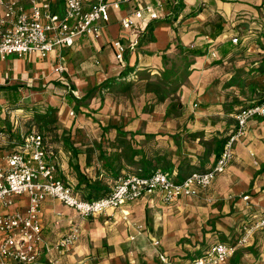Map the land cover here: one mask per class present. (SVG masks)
Instances as JSON below:
<instances>
[{"label": "crops", "instance_id": "obj_1", "mask_svg": "<svg viewBox=\"0 0 264 264\" xmlns=\"http://www.w3.org/2000/svg\"><path fill=\"white\" fill-rule=\"evenodd\" d=\"M0 1H21L25 5L27 4L24 0ZM175 1L177 3L176 5L173 4ZM246 1L247 0H168V11L171 10V14L165 19L154 21L160 23L152 34L156 41L153 43L140 42V46H138L135 52L126 54L125 64H119L114 57L115 51L112 43L119 39L122 32L121 20L130 16L136 8L134 4L123 6L121 10L112 12L110 25L105 29L101 39L97 42L89 37L83 38L71 48L58 49L55 53L45 58V60L39 56H24L22 59L15 57L13 62L7 59L4 62L0 61V89L18 88V92L15 93L10 91L9 93L12 97L17 94L18 101L22 102L23 99H25L24 97H26L24 92L30 91V87H32L28 85L26 89L24 86L25 83H30V80L33 82L34 87H38L37 90L35 88V90L30 91L32 94H39V91H44L45 88H54L56 91V82H59L62 86L68 88L71 85H75V91L79 95L78 98H84V101H86L89 91H91V88L93 89L96 84L101 85L108 79L121 75L128 67L135 69V73L145 70L144 68L153 67L154 63H159L161 55H166L172 48L177 46L176 43L178 46L192 48L197 51L201 50L202 52L204 51L206 54L203 55V57H196L191 68L193 73L188 82L183 85L180 90L183 104L181 116L187 119L189 118L190 120V123L182 129V132L197 133L196 138L192 137L186 142L183 140V142L180 140L176 141L175 138L171 137V139H174L176 142V150L173 152L174 155L171 162H167L168 158L164 157L166 158L167 165L160 166L162 170L160 168L159 170L164 171L171 178L175 176V180H177V177H180V175L186 174L189 170H191L192 173L206 172L210 170L217 161L216 153H214L217 145L221 143L222 139L228 138V135L235 131L237 127V121L235 119L236 114L243 108L254 106L256 100L264 97V92H261L262 90L259 91L263 94H256L257 88L254 81L250 82V76H247L243 85L246 89H255V94L252 92L253 96L247 99L251 102L250 104L248 103L247 106L238 105L236 101L237 98H241V96L235 92L234 87H237V85L232 84L234 83L233 79L235 75L234 73L229 75V73H231L230 68H227L229 71V73H227L229 79L226 85V90L229 92L224 95V98L221 93L218 94L208 87L210 78L218 74L220 68H224L225 71L222 72V74H226V67L228 66L227 59L234 54L233 51L227 47L226 43L219 42L222 37H226L227 29L225 28L223 30V34L219 36V38H215L216 29L219 25L226 27L229 23V18L237 9L244 11V15H250L251 12L246 9V4H244ZM38 2H48L53 12L63 13L65 10L64 0H38ZM181 4L184 7L183 11L177 18H173L174 15L172 11H175ZM244 18L248 17L243 16L242 19ZM169 19H171L172 23H166ZM151 24L148 26L140 25L142 35H146V39L149 37L147 30ZM248 33L247 30L242 31L241 37L245 40L249 39L247 36ZM139 50L141 51L139 52ZM142 51H147L146 53L148 54H143L141 53ZM222 51H226L227 53L224 58H221L220 55L219 58L213 57V53L221 54ZM58 66H63L65 71L60 74L54 73L55 68ZM148 71L151 72V70ZM14 81H16V83H13ZM230 81L232 83H230ZM7 93L8 92L4 90L0 91V96H3V102H7ZM20 93L21 96H23L21 100L19 98ZM26 95L29 97L28 94ZM62 100H64L63 96ZM221 103L227 105L226 111L222 109ZM83 104L78 111L80 113L85 111ZM195 108H197V111H195ZM211 109L217 110V114H215L218 116V123L226 122L225 129H227V131L229 130V125L232 127L231 124L234 129L230 130L228 133H223V135L215 133L214 135H208L210 136L208 137L206 132L210 131L211 121L205 117V114L206 111H210ZM169 115L168 113L167 116L165 111H155L151 116L146 115L147 117L141 113L137 114L133 112V115L128 113L125 115V123L122 128V130L127 132H123L122 134H129L131 136L134 134L133 138L136 136H151L153 138L157 136L170 137L172 134L176 133L174 131L171 133H166L164 131L171 127V122L165 120L166 117H170ZM222 115L232 117L234 120H228ZM202 132L205 135H200ZM161 133L165 136L161 135ZM39 134L43 135V133ZM46 148L58 166L57 178H60L67 184L71 182L73 184H71L72 188L75 191L78 190L77 185L80 183V178H76V183L74 184V180L68 182L70 178L66 174V172H68L67 168L73 166L66 157V154L69 155V149L61 147V150L52 153L48 149L47 143ZM70 151H72L71 148ZM233 152L234 158L231 164L222 175H219L214 180L207 191H203L199 196L192 197L191 199H180L174 202V205L172 204V206L166 208L168 209V213L176 215L178 218L182 217L184 220H188L187 222H193V217L200 216L202 218L198 217L199 220L193 222L191 227H187L186 229L183 228L182 231H177V227L174 229L173 235L176 240H183V243L180 244L182 250L188 247V244H193L195 246L193 251H197L196 254H188L189 259L183 262V264L201 257L210 246L223 243L220 241L221 239L228 237L232 239V236L237 235L238 239H240L245 227H250L256 222L257 218L264 216V118L257 117L248 123L245 136L238 139L234 145ZM82 155L83 154H80L78 156ZM81 189L82 190L76 192L80 197L84 198L83 195L85 193L87 194V189L85 185H82ZM245 196L249 197L247 201L243 200ZM17 201V206L20 209L26 208L27 199L18 198ZM159 202L162 203L160 194L147 196L134 203L128 204L123 209V212L128 214L129 218L127 222L134 227V232L137 233L136 236H131L132 240H141L146 237L148 240L152 241L154 247L156 242L159 243V245L155 247V252L160 261V253L169 257L168 254L170 252L168 253L163 250V247L166 248V246H168L169 239L168 236L163 234L162 229L167 227L166 224H162V221H164L162 215L166 209L158 211L156 206ZM145 208L148 209L149 216L152 212L151 209H156L158 211V213L153 212V216L157 220H155L154 226L150 224V222L149 224L147 222L145 225L140 224V222H136V219L132 218L134 214L135 216L139 215L140 218L142 214L145 216ZM72 212V210L62 205L60 202L58 203L52 199H47L42 205L41 219L44 224L43 237L48 240L49 243L55 244L60 241V238L67 234L74 224L81 226L82 229L81 240L77 245L67 252L53 254L57 264H119L117 261H114L116 258L113 257L111 252L109 255H106L104 254V249L92 247V241L97 238H93L92 240L88 238V235H96L94 229L90 230V233L87 235L82 225L76 222V219L75 222L72 221L74 219H65V221L63 220L62 222L60 221L61 218L58 219L57 217L59 213H62V215L65 213V215L69 216ZM110 214H112V212H109V215ZM75 215L77 216V214ZM123 215V213L114 212L113 218L107 215H105V217H107L108 220L114 219L123 221ZM93 218L96 217L85 220L91 221ZM58 221L60 224L56 223ZM61 222L63 223V227L66 225L67 229L59 232L62 226L60 228L58 226L61 225ZM135 224L140 226L143 225V230H136ZM192 226H196L197 229L192 230ZM238 231L239 234H237ZM192 233H194L195 236ZM225 264H264V233L259 231L255 232L249 244L246 247H241L238 253Z\"/></svg>", "mask_w": 264, "mask_h": 264}, {"label": "rangeland", "instance_id": "obj_2", "mask_svg": "<svg viewBox=\"0 0 264 264\" xmlns=\"http://www.w3.org/2000/svg\"><path fill=\"white\" fill-rule=\"evenodd\" d=\"M244 4H246V9L251 14L245 13L246 15H244V11L238 9L234 11L228 20L229 23L225 27L227 29L226 37H222L219 40L220 43L224 42L227 44L228 42H232L235 37L239 38L238 43H233L235 46V49H233L234 54L227 59L228 66L226 70L230 68L231 73L227 70L226 74H222L225 69L220 68L218 74L210 78L208 87L218 94L221 93L224 98V95L229 92L226 90L227 80L229 79V75L234 73V83L231 81L230 83L237 85V87H234L235 92L241 96V98H237L236 103L247 106L248 103H251L247 99L253 96L252 92L255 90L246 89L243 85L247 76H250V82L254 81L257 88L256 94H263L260 93L261 90V92H264V75L253 71L255 69L258 70L257 68L264 60V0H247ZM243 16L248 18L242 19ZM245 30L249 32L247 34L249 39L247 40L241 37L242 31ZM176 45L178 46L177 43ZM177 46L172 48L166 55H161L159 63H154L153 67L144 68L145 70L138 73L134 72L135 69L128 67L121 75L111 78L110 80H114L113 82H109L110 80H108L101 85L96 84L89 91L87 99L83 104L85 111L81 113L66 105V102L60 96L58 88L56 91L54 88H45L44 91H39V94H32L30 91L35 90V88L37 90L38 87H34L31 80L30 83L27 82L24 85L25 88L28 85L32 86L30 87V91L24 92L25 99H23L20 93L19 98L20 100L23 99L22 102L6 103L2 101L3 96L1 95L0 157L15 151L19 145L21 136L25 132L35 131L43 133L50 152H58L61 150V147L69 149V155L66 154V157L73 166H70V168L66 167L68 171L66 174L70 178L68 182L74 180L73 183L75 184L76 178H80V173L78 172L80 171L85 175L86 179L98 182L111 190L118 181V177H124L126 174H140L139 170L146 157L148 159H157V157L163 156L168 158L167 162H171L174 155L173 152L176 150L174 139L162 136L155 138L151 136H136L133 138L129 134H122L123 132H127L122 130V128L125 123V115L128 113L133 115V112H135L137 114L141 113L144 116H151L155 111H165L167 116L168 113L170 114V117H166L165 120L171 122V127L164 131L166 133L179 132L181 134L180 141L185 140L186 142L192 138L189 133L182 132V129L190 123V120L181 116L183 104L180 90L190 79L193 73L191 71L192 64L197 56L184 55ZM146 52L142 51L141 53L148 54ZM6 59L13 62L15 56H10ZM148 70H151V72ZM13 83H16V81ZM76 96H79L77 92ZM221 105L222 109L226 111L227 105L224 103H221ZM47 106L58 109L51 116L47 117L45 123H42V125L38 124L33 118L35 112ZM195 111H197V108H195ZM216 111V109L206 111L205 117L211 121L210 131L206 132L207 136L214 135L215 133L223 135V133H228L234 129L231 124L232 127L229 125V130L227 131L225 129L226 122L218 123ZM72 112H74L73 117L70 116ZM222 116L228 120H234L232 117ZM203 134V132L200 133V135ZM70 148L72 151H70ZM75 150H79L78 155H83L79 157H77L78 155L75 156ZM107 163L113 164V171L118 172V177L116 174L104 170L103 166L107 165ZM165 163L162 161L159 165L165 166L167 165ZM172 179L174 180L175 176ZM69 184L71 185L72 183L70 182ZM170 206L172 205L162 201V203L159 202L157 204L156 209L161 211ZM156 209H151L150 216L148 209H146L145 216L142 214L140 218L139 215L135 216L134 214L132 218L136 219V222H140V224L145 225L147 222L148 224L150 222L154 226L156 218L153 216V212L158 213ZM77 216L74 212L69 216L63 213L60 221L74 219L72 221L75 222L76 219V222L82 225L87 235L90 233V230L94 229L96 235H88L89 239L93 240V238H97L92 241V247L104 249V254L106 255H109L111 252L113 257L116 258V260H113L117 261V263L162 264L158 260L152 241L146 237L141 240H132L131 236H136L137 233L134 232V227L127 221L108 220L105 216L96 217L90 221L81 219L80 217L79 219ZM162 216L164 220L162 224L164 223L167 226L166 228H162L163 234L168 236L169 239L168 246L166 248L163 247L164 251L170 252L168 254L170 257H168V264H183V262L189 259L188 254H196L197 251H193L195 247L193 244H188L186 248L183 246L185 249L182 250L180 244L183 243V240H176L173 235L174 229L177 227V231H182L183 228L191 227L192 223L199 220L198 217L200 216L193 217V222H187L188 220H184L182 217L178 218L176 215L168 213V209L164 211ZM62 222L58 226L59 228L62 226ZM66 229V225L65 227L62 226L59 232ZM195 229L197 227L192 226V230ZM259 232L264 233V230H260ZM243 233L244 230L241 236H243ZM192 234L194 235V233ZM237 234H239V231ZM199 235L201 236L200 232ZM232 237V239L228 237L219 240L223 243L234 244L238 241V235Z\"/></svg>", "mask_w": 264, "mask_h": 264}, {"label": "built area", "instance_id": "obj_3", "mask_svg": "<svg viewBox=\"0 0 264 264\" xmlns=\"http://www.w3.org/2000/svg\"><path fill=\"white\" fill-rule=\"evenodd\" d=\"M24 1L26 5L21 1H0V61L10 56L45 59L87 37L97 42L110 25L112 12L134 4V12L121 20L119 39L112 43L116 61L125 64L126 54L135 52L140 45V25L148 26L171 14L168 0H64L63 13L53 12L48 2ZM233 43L238 40L235 38ZM213 57L217 54L213 53ZM64 71L63 66H58L54 73ZM73 115L74 112L70 114ZM257 117L264 118V99L236 114L235 132L210 170L194 172L182 181L173 180L159 169L148 177L126 174L118 179L107 197L91 201L80 197L72 186L57 178L58 166L48 153L42 134L22 135L20 146L0 157V264H57L53 254L67 252L81 240L82 229L77 224L55 244L43 237L41 214L47 199L60 202L81 219L105 215L113 218L114 212H120L124 214L123 221H128L123 209L144 197L160 194L164 203L172 205L180 199L199 196L227 170L234 158V145L245 136L248 123ZM18 198L27 199L25 209L17 206ZM248 199L243 197L245 201ZM61 216L59 213L58 219ZM135 228L142 231L143 225L135 224ZM260 230H264V216L245 227L236 243L214 244L201 257L186 264H225ZM154 245L157 247L159 243ZM159 257L162 264L169 263L165 254L160 253Z\"/></svg>", "mask_w": 264, "mask_h": 264}, {"label": "trees", "instance_id": "obj_4", "mask_svg": "<svg viewBox=\"0 0 264 264\" xmlns=\"http://www.w3.org/2000/svg\"><path fill=\"white\" fill-rule=\"evenodd\" d=\"M184 7L183 5H179L175 11L173 10L172 11V14L174 15L173 18H177L179 16V14H181V12L183 11ZM172 23L171 19H169L168 21H166V23ZM160 23L159 22H153L149 27H148V38L146 39V35H142L141 37V42H154L156 41V39L154 38V36L152 35L153 34V31L155 30V28L159 25ZM225 29V27H223L222 25H219L218 28L216 29V35L214 36L215 38H219V36H221L223 34V30ZM238 42H239V38L238 37H235ZM227 47L234 51L233 49H235L234 47V44H233V40L232 42H229L227 43ZM180 52L182 54H190V55H194V56H200V57H203V55H205L206 53H204V51L202 52L201 50L197 51L195 49H192V48H188V47H184V46H178ZM264 49V48H263ZM228 52V51H227ZM223 56H222V55ZM221 54H217V57L216 58H219V55L221 58H224L226 56V51H222ZM258 70H253L254 72H257V73H260L261 75H264V60L262 61L261 65L257 68ZM252 71V72H253ZM110 80V79H108ZM107 80V81H108ZM114 80H110L109 82H113ZM56 86L57 88L59 89L61 95L64 97V100L66 101V104L69 106V107H72L74 109H76V111H79L80 110V106H82L83 104V101L85 100L84 98L82 99H79L76 94H75V85H71L68 87H64L62 86L59 82H56ZM18 88L16 87H12V88H6V89H0L1 90H4V91H7L8 93L10 91H13V92H18L17 90ZM8 93H7V96H6V101L7 102H16L18 103V96L16 94V96L12 97L10 96V93H9V96H8ZM264 97H261L259 98L258 100L255 101V104H259L261 103V101H263ZM6 102V103H7ZM42 109V110H41ZM58 108H54V107H51V106H47L46 108H40L39 110H37L35 112V115H34V120L38 123V124H41L42 123H45L47 117L51 116ZM45 110H47L45 112ZM186 131V130H185ZM34 131H29V132H25V134H29V133H32ZM187 132V131H186ZM235 132V131H234ZM233 132V133H234ZM232 133V134H233ZM230 134L229 137L232 135ZM190 137H194L196 138V135L197 133H189ZM134 136V134L132 135ZM170 137H173L177 140H179V138H181V134L180 133H176V134H172ZM226 138V139H222L221 143L217 145L214 153H216V158L219 159L221 154H222V150H223V147L225 145V143L227 142V140L229 139ZM179 142V141H178ZM21 140L19 141V145L21 144ZM78 151L75 150L74 151V154L75 156L78 155ZM79 157V156H77ZM164 161L166 162V158H164L163 156H159L157 157V159H148V157L144 158V161H143V165L140 169V174H135V175H139V176H144V177H148V176H151L153 175L159 168H160V163ZM167 164V162L165 163ZM159 166V168H158ZM166 166V165H165ZM104 170L105 171H109V172H112L114 174H116V176L118 177V172H114L113 171V164L112 163H107V165L105 164L104 166ZM161 169V168H160ZM166 169V167H165ZM190 169V168H189ZM188 169V170H189ZM162 170V169H161ZM80 173V183L77 185V189L78 190H82L81 187L82 185H85L86 189H87V194L85 193L83 196L85 199L87 200H92V199H98V198H104V197H107L111 192L112 190L111 189H107L106 187L102 186L100 183L98 182H93V181H90L88 179H86L85 175H83L80 171H78ZM191 170L187 171L186 174H183L182 176L180 175V177H177V181H182L184 180L186 177H189L190 174H191ZM120 178V177H118ZM69 185V184H68ZM71 186V185H70ZM78 190H76L78 192ZM89 192V193H88Z\"/></svg>", "mask_w": 264, "mask_h": 264}]
</instances>
